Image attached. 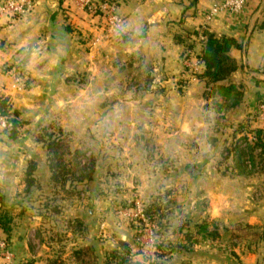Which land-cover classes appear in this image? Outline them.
Returning <instances> with one entry per match:
<instances>
[{
  "label": "crops",
  "instance_id": "1",
  "mask_svg": "<svg viewBox=\"0 0 264 264\" xmlns=\"http://www.w3.org/2000/svg\"><path fill=\"white\" fill-rule=\"evenodd\" d=\"M222 1L114 0L123 20L115 32L107 28L106 11L88 14L80 0H34L23 16L0 17V98L20 123L15 138L0 136V206L12 220L11 234L0 229V236L18 262L80 264L77 251L93 246L100 260L124 242L144 264L157 237L146 246V233L126 227L124 200H173L174 188L180 200L192 191L195 202L208 200L212 225L230 232L258 228L264 236V154L253 149L254 131H264V0H247L241 16L212 15ZM206 33L242 44L231 53L238 69L225 82L242 87L238 107L219 111L225 99L210 96L207 83L184 70L187 44H194L197 59ZM177 35L188 43H178ZM16 66L30 81L26 91L15 90L3 71ZM43 132L67 139L68 162L87 166L92 178L55 185ZM168 159H179L177 170L162 168ZM29 163L36 164L30 189ZM212 230L198 234L217 239L221 231ZM263 236L232 249L240 264H264Z\"/></svg>",
  "mask_w": 264,
  "mask_h": 264
},
{
  "label": "rangeland",
  "instance_id": "2",
  "mask_svg": "<svg viewBox=\"0 0 264 264\" xmlns=\"http://www.w3.org/2000/svg\"><path fill=\"white\" fill-rule=\"evenodd\" d=\"M9 0H3V2H7ZM32 2L34 0H31ZM2 2V0H0ZM27 13V12H26ZM25 14V13H24ZM22 15L10 16V15H1L0 17H9L11 19L18 18ZM195 59V56H194ZM186 59H183L184 70L189 74L195 76V80L197 79L196 75L186 66ZM3 71H8V75L12 78L14 82V89L18 91H26L29 87L30 81L27 77H25L24 69L16 66V67H8L4 68ZM161 82L157 84L160 85L162 83V78H159ZM209 88V93H210ZM1 97V96H0ZM2 99L0 98V101ZM10 108L13 109L11 103H8ZM12 111V110H11ZM53 133V132H52ZM9 135L8 131L2 132L0 136ZM54 134V133H53ZM222 162L220 158L216 162ZM204 162H207L204 160ZM209 162V161H208ZM169 165L172 170H177L175 167L180 165L179 159H168L165 160L160 165L162 168L165 165ZM157 164V167H160ZM197 165V164H196ZM248 166V165H247ZM225 167V166H223ZM177 168V167H176ZM194 168V173H199L202 169L200 165H197ZM193 172V171H192ZM193 174L190 173V176ZM181 176V175H179ZM185 194V193H183ZM187 199L181 200L178 196H181V193L177 191L176 188L172 189L168 196H172L173 200H169L166 198L164 200H156L155 204L158 206L159 213L155 214V222H148L146 217L140 218L136 216L137 211V201L136 198L128 197L125 205H123L122 209L127 212V217L129 220H126V227L132 230L137 231V235H146L149 236V239L142 238L141 242L147 246V243L151 244L155 243V241H151L150 236L152 234L153 237L156 238V244H154L155 248H148L147 254H144L143 260L144 264H212V253L215 251V246L219 245L218 258L216 259L217 264H240V257L238 254L232 251V249L244 247L252 244L254 240H259V236H263L261 230L258 228H249V227H238L236 226L232 231L224 227V224H220V226L211 224V213L209 201L204 200L203 202H195V191L188 194ZM200 196V195H199ZM198 196V197H199ZM158 197V196H157ZM143 214L144 210L149 209L153 203H142ZM199 203V204H198ZM142 219L143 224L138 225V219ZM212 225V226H211ZM224 225V226H223ZM214 227V228H213ZM201 228H207L208 231H213L212 229H219V237L217 239H211L210 234L208 237H202L198 233H200ZM152 232V233H151ZM63 233V232H62ZM62 239L59 236V240ZM64 239V238H63ZM66 241V238L64 239ZM249 243V244H248ZM132 246L131 243H129ZM185 247V248H184ZM184 248V249H183ZM182 249V250H181ZM133 261L138 262L137 257L135 258L134 253ZM108 255L99 260V264H104ZM215 256V254H214ZM136 259V260H134ZM19 263L23 264L22 261ZM142 263L143 262H139Z\"/></svg>",
  "mask_w": 264,
  "mask_h": 264
},
{
  "label": "trees",
  "instance_id": "3",
  "mask_svg": "<svg viewBox=\"0 0 264 264\" xmlns=\"http://www.w3.org/2000/svg\"><path fill=\"white\" fill-rule=\"evenodd\" d=\"M99 12V11H98ZM100 13V12H99ZM98 14V13H97ZM95 16V15H94ZM195 38L196 35H193ZM176 41L181 44H187L188 39L182 35L175 37ZM194 48V44H187L186 60H194V55L190 53ZM242 44L232 37H218L211 33H206L205 40L203 42V49L201 55L197 57L201 61V71L194 73L197 79L205 81L210 89V96L223 97L226 101L225 104H217L219 111L229 110L234 107L240 106L244 102V91L241 86L225 82L230 79L232 74L238 69V66L231 57V53L234 50L241 49ZM196 59V58H195ZM8 104L7 99L0 101V115L5 117L9 123V129L5 130L9 132L11 137L15 138L18 135V129L20 123L16 112H12ZM4 131V132H5ZM255 144L253 149L258 148L262 150L264 154V131L262 129H256ZM40 141L45 143L49 152V163L52 171V182L57 186H65L66 183L73 178L76 181L89 180L92 178V170L88 167L78 169L72 167L67 160V156L70 152L68 140L61 137H54L51 135L43 134L40 136ZM218 141L216 138H211V142L215 144ZM254 162V159H253ZM244 166V162L240 164ZM36 172V164L29 163L27 169V188L30 189L35 184L34 173ZM79 194V192H78ZM3 198L0 196V204H2ZM155 201L149 209L144 210V217L148 222H155V214L159 213V208L156 206ZM160 207V206H159ZM138 225L143 224L142 219H138ZM0 229L9 236L12 231V220L4 212H2L0 206ZM264 239V236H263ZM185 248V247H184ZM183 248V249H184ZM182 250V249H181ZM75 258L80 264H99V259L96 256V250L93 246L85 247L75 253ZM47 264H63L58 260H51ZM104 264H140L133 261V255L131 247L127 243H121L119 250H114L108 254Z\"/></svg>",
  "mask_w": 264,
  "mask_h": 264
},
{
  "label": "built area",
  "instance_id": "4",
  "mask_svg": "<svg viewBox=\"0 0 264 264\" xmlns=\"http://www.w3.org/2000/svg\"><path fill=\"white\" fill-rule=\"evenodd\" d=\"M82 2L83 10L87 11L88 14L97 15L98 11H106L105 21L107 23V28L111 32L119 30L123 26V20L116 15L114 12V6L111 2L114 0H102L103 2L97 5L92 0H80ZM247 0H223L222 3L217 5L212 10V15L218 13V11L224 10L229 11L235 15L241 16L246 7ZM32 7L31 0H9L7 2H0V14L1 15H10L17 16L22 15L29 11ZM186 66L190 68L193 73H199L201 71V61L198 59L186 60ZM259 119L264 123V104L260 106L259 109ZM9 129L8 120L0 115V134L5 130ZM248 166L251 165V162L248 160L246 162ZM136 216L144 218L142 204L137 203ZM0 264H21L18 262L17 257L15 256L10 242L0 236Z\"/></svg>",
  "mask_w": 264,
  "mask_h": 264
}]
</instances>
